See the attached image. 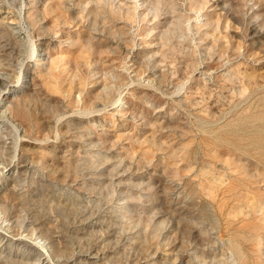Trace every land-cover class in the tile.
Wrapping results in <instances>:
<instances>
[{"label": "rangeland", "instance_id": "obj_1", "mask_svg": "<svg viewBox=\"0 0 264 264\" xmlns=\"http://www.w3.org/2000/svg\"><path fill=\"white\" fill-rule=\"evenodd\" d=\"M1 1L0 264H264V0Z\"/></svg>", "mask_w": 264, "mask_h": 264}, {"label": "bare ground", "instance_id": "obj_2", "mask_svg": "<svg viewBox=\"0 0 264 264\" xmlns=\"http://www.w3.org/2000/svg\"><path fill=\"white\" fill-rule=\"evenodd\" d=\"M0 15L2 16V20L5 19H11L10 23L17 25V21L13 18V13L11 10L7 9V7L2 3V1L0 0ZM16 16V15H15ZM13 18V20H12ZM7 21V20H6ZM16 28V27H15ZM19 33V32H17ZM43 59V58H42ZM44 63V62H43ZM7 77L5 76V74L0 70V84L5 81ZM8 79V78H7ZM10 79V77H9ZM7 83V80H6ZM15 90H9L8 92H6L4 95L7 96L9 100H11L14 96H15ZM17 94V93H16ZM5 99V98H4ZM4 101V100H3ZM9 116V112L8 109L5 107L4 103L0 104V117L6 118ZM2 132V131H1ZM90 256V255H89ZM100 257V256H99ZM90 259H95L97 258L95 254H93L92 256L89 257ZM88 261V260H87ZM89 262H93V261H89ZM98 263V262H97Z\"/></svg>", "mask_w": 264, "mask_h": 264}]
</instances>
